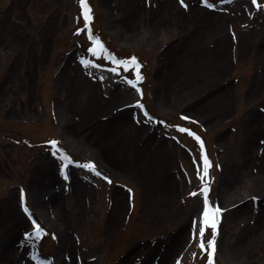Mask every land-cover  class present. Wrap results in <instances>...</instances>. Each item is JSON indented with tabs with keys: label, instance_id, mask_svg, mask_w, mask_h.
Here are the masks:
<instances>
[{
	"label": "rangeland",
	"instance_id": "rangeland-1",
	"mask_svg": "<svg viewBox=\"0 0 264 264\" xmlns=\"http://www.w3.org/2000/svg\"><path fill=\"white\" fill-rule=\"evenodd\" d=\"M86 5L0 0V264H264V0Z\"/></svg>",
	"mask_w": 264,
	"mask_h": 264
},
{
	"label": "snow or ice",
	"instance_id": "snow-or-ice-1",
	"mask_svg": "<svg viewBox=\"0 0 264 264\" xmlns=\"http://www.w3.org/2000/svg\"><path fill=\"white\" fill-rule=\"evenodd\" d=\"M180 2L183 4V0H180ZM253 2L255 3V0H253ZM80 3L85 8L84 18H85L86 27H87V22L91 19L90 9L87 8L86 0H80ZM89 39L93 40V42H94V47L90 51H92L94 54H97L98 50L100 52L103 51V46L100 44V41L98 38H94L93 36L90 35ZM115 63L117 64L118 67L121 66V64H122V62H120V61H115ZM131 64L136 65V61L134 58L131 61ZM123 67H124V70L127 71L129 66H128V64H123ZM116 70H117L116 68L111 69V71H113V72H116ZM135 70H136L137 80L142 79V77L140 76V73H139V67L138 66H136ZM128 83L131 84L133 87H136V83L134 81H128ZM137 106L142 107V105H137ZM180 130L181 131H187V129H180ZM197 139L199 140V137H197ZM49 143L53 148H56V146L58 145L57 141H50ZM201 147H203L202 142H201ZM203 160H204V165H205L204 175L206 176L207 175V168L210 167V163L207 159V156H204ZM68 163H71V161H68ZM65 167H67V163L65 164ZM86 167L94 169L95 166L94 165H86ZM97 175H99V173H97ZM65 178L67 179L66 176H65ZM202 179H203V177H202ZM201 192L204 195V210L202 213L201 226L199 228V236L203 237L205 230L207 228L213 229V239L207 241V248L211 250L209 252V264H213L212 254L215 251V229L217 227L216 214L219 213L220 209L219 208H215V209L210 208L209 202L207 199V189L206 188L202 189ZM191 195H197V193H191ZM25 211L27 212L26 208H25ZM39 234H40V229H39V226L37 225L36 226V235L39 236ZM199 246L201 247V249H205V247H206L205 242L203 240H201Z\"/></svg>",
	"mask_w": 264,
	"mask_h": 264
},
{
	"label": "bare ground",
	"instance_id": "bare-ground-1",
	"mask_svg": "<svg viewBox=\"0 0 264 264\" xmlns=\"http://www.w3.org/2000/svg\"><path fill=\"white\" fill-rule=\"evenodd\" d=\"M100 11H101V13L103 14L104 11H103V10H100ZM106 14H107V12H106ZM112 32L115 34L114 31H112ZM105 145H107V144H105ZM39 201L41 202V199H38V198H37V203H39V205H41ZM38 214L41 215V216L43 217L44 212H43L42 210H39V211H38ZM170 244H171V246H170ZM173 246H174V244H173V239H172L171 243H170V242L168 243V249H171Z\"/></svg>",
	"mask_w": 264,
	"mask_h": 264
}]
</instances>
